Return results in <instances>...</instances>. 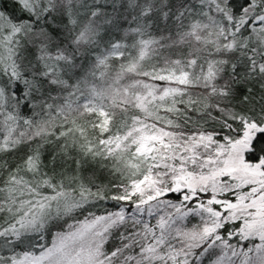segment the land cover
Returning a JSON list of instances; mask_svg holds the SVG:
<instances>
[{
	"label": "snow or ice",
	"instance_id": "snow-or-ice-1",
	"mask_svg": "<svg viewBox=\"0 0 264 264\" xmlns=\"http://www.w3.org/2000/svg\"><path fill=\"white\" fill-rule=\"evenodd\" d=\"M0 264H264V0H0Z\"/></svg>",
	"mask_w": 264,
	"mask_h": 264
}]
</instances>
